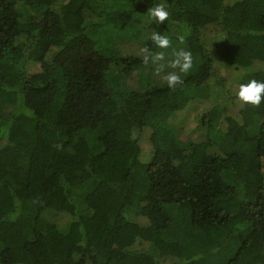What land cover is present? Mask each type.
Instances as JSON below:
<instances>
[{
    "label": "trees",
    "instance_id": "obj_1",
    "mask_svg": "<svg viewBox=\"0 0 264 264\" xmlns=\"http://www.w3.org/2000/svg\"><path fill=\"white\" fill-rule=\"evenodd\" d=\"M161 3L158 25L147 10ZM157 28L194 70L113 90L110 67L143 59L112 38ZM253 79L264 0H0V99L14 104L0 114V264H264V94L237 96Z\"/></svg>",
    "mask_w": 264,
    "mask_h": 264
},
{
    "label": "rangeland",
    "instance_id": "obj_2",
    "mask_svg": "<svg viewBox=\"0 0 264 264\" xmlns=\"http://www.w3.org/2000/svg\"><path fill=\"white\" fill-rule=\"evenodd\" d=\"M85 21L87 24L99 23L102 24L103 18L98 17L91 10H86L84 13ZM158 32L161 35L167 36L170 40L168 48L161 49L157 47L154 42L150 39H146L145 42H141L134 38L127 39L121 36H114L112 38V45L115 50L123 56H138L143 59V64L127 69L122 63L112 65L108 71L107 81L110 87L115 91H121L125 94L130 92H144L147 89L160 88L168 86L167 82L163 79L170 71L177 72L180 75L181 80L189 75L195 68V61L192 58V67L188 72L182 73L179 68L172 69L169 65V61L175 59L174 52L180 49L188 51L187 46L184 42H179L169 36L167 31L163 28H157L154 32ZM128 35V34H126ZM130 38V37H129ZM157 52H164V60L152 63L151 59L146 64L144 62V57L148 56L151 58ZM164 64V68L160 73L156 72V68L159 64ZM10 97L0 99V114L7 115L14 107ZM264 121L262 119L258 120L254 127V132L257 133L261 127H263ZM172 132L177 138L178 143L181 146H186L189 143V139L185 131L180 127H175L173 125ZM263 174H264V160ZM224 179L227 182H231V177L229 174H224ZM93 186L92 182H87L86 184L74 189L77 201L80 207H83V196L84 194ZM175 207L170 208V212L173 215H177Z\"/></svg>",
    "mask_w": 264,
    "mask_h": 264
},
{
    "label": "clouds",
    "instance_id": "obj_3",
    "mask_svg": "<svg viewBox=\"0 0 264 264\" xmlns=\"http://www.w3.org/2000/svg\"><path fill=\"white\" fill-rule=\"evenodd\" d=\"M148 18L149 20L160 24L168 18L169 12L166 9L164 4H156L154 7L148 8ZM154 44L161 48H168L170 40L167 36L161 35L160 33L153 32L150 37ZM183 41V37H179ZM175 59L170 60L168 63L172 69L179 68V71L186 73L192 67V55L189 51L180 49L174 52ZM151 59L152 63L156 64L157 62L164 60V52H157L149 58L148 56L144 57V62L147 64ZM164 68V64H159L156 68V72L160 73ZM163 79L167 82L169 87H174L176 84L181 82L180 75L175 71H170L164 75ZM262 94H264V82L257 81L255 79L250 80L247 83H241L239 85V90L237 96L240 101L248 102L252 105H259L262 99Z\"/></svg>",
    "mask_w": 264,
    "mask_h": 264
}]
</instances>
